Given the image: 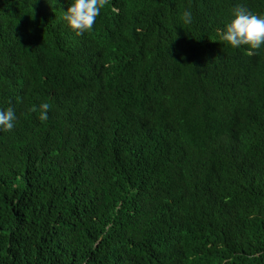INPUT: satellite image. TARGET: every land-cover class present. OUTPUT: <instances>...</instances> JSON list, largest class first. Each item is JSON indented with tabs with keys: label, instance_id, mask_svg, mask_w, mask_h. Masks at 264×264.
<instances>
[{
	"label": "trees",
	"instance_id": "16d2710c",
	"mask_svg": "<svg viewBox=\"0 0 264 264\" xmlns=\"http://www.w3.org/2000/svg\"><path fill=\"white\" fill-rule=\"evenodd\" d=\"M102 3L0 0V264H264V0Z\"/></svg>",
	"mask_w": 264,
	"mask_h": 264
},
{
	"label": "clouds",
	"instance_id": "9594fccd",
	"mask_svg": "<svg viewBox=\"0 0 264 264\" xmlns=\"http://www.w3.org/2000/svg\"><path fill=\"white\" fill-rule=\"evenodd\" d=\"M102 7V0H67V10H61L62 19L77 36H82L92 30ZM183 19L185 23H191L192 12L185 11ZM219 37L220 41L232 48L248 46L246 50L252 54L254 50L264 47V15L254 13L247 7L237 6L232 12L230 21L220 30ZM51 108L50 103L43 102L30 110L36 112L43 122L49 119ZM16 120L13 107L0 109V131H11Z\"/></svg>",
	"mask_w": 264,
	"mask_h": 264
}]
</instances>
